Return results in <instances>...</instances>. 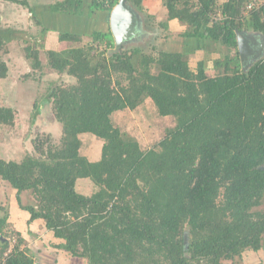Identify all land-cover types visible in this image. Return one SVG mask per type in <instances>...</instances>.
Instances as JSON below:
<instances>
[{
	"label": "trees",
	"instance_id": "trees-1",
	"mask_svg": "<svg viewBox=\"0 0 264 264\" xmlns=\"http://www.w3.org/2000/svg\"><path fill=\"white\" fill-rule=\"evenodd\" d=\"M118 1L92 0L89 15L112 11ZM128 2L143 9L144 0ZM251 3L256 6L248 12ZM163 5L166 28L180 23L183 37L223 43L236 54L217 60V73L209 75L204 60L191 68L185 50L107 54L115 47L111 27L90 28L91 43L81 41L79 29L63 31L59 39L72 44L49 49L48 67L74 81L51 83L42 103L34 105L40 112L50 103L62 126L60 143L53 144L48 134L35 139V153L20 160L0 156V180L16 191L21 219L28 225L42 220L57 249L88 264H223L264 246V212L257 209L264 199V57L245 69L237 42L243 29L264 33V0H163ZM83 7L84 0H60L50 9L81 14ZM5 48L0 33V78L8 75L1 57ZM26 50L32 67L43 69L39 51ZM146 98L176 122L147 150L111 120L114 112L135 109ZM14 119L15 111L0 105V125ZM85 133L103 140L98 160L81 153ZM81 179L96 189L79 192ZM25 192L35 201L24 203ZM8 224L7 216L0 218L4 237ZM17 234L9 253V242L1 244L0 264H38Z\"/></svg>",
	"mask_w": 264,
	"mask_h": 264
},
{
	"label": "rangeland",
	"instance_id": "rangeland-1",
	"mask_svg": "<svg viewBox=\"0 0 264 264\" xmlns=\"http://www.w3.org/2000/svg\"><path fill=\"white\" fill-rule=\"evenodd\" d=\"M27 1L29 5L0 0V33L6 40V48L1 53V57L8 65V75L0 78V105L11 107L15 111L12 125H0V156L7 160H20L25 153H35L34 140L38 137L44 139L46 135L51 134L53 144L60 143L62 126L52 114L50 103L42 104L40 112L34 105L36 101L39 104L42 103L49 92L51 83L69 85L74 81L66 73L59 74L49 69L47 53L49 49L62 50L71 46V42L56 39L58 30L59 32L66 29L69 31L70 22L59 17L60 20L56 25L54 19L46 18L45 23L52 20L51 24L54 26V34H49L45 30L46 25L38 22L39 18L37 19V14L33 12V7L40 8L38 6L40 5L48 9L58 0ZM91 1L84 0L85 9L88 11ZM129 4L138 13L139 26L137 34H134L135 39L132 38L131 42L125 43L121 51L139 48L145 54L156 55L159 50H185L191 68L196 69L198 61L204 60L209 75L217 73L219 68L216 65L217 60L225 61L228 55L233 57L236 54L235 48L223 43L212 42L206 45L202 40L183 37L181 32L185 28L180 23H171V28H166L162 24L168 19L163 0H145L143 9H137L131 2ZM47 12L51 11L47 10ZM94 13L95 15L92 13L94 16L99 17L96 10ZM103 21H101V24H104L103 29L108 32L110 26L107 24V18ZM101 24L97 26L98 30H103ZM84 25L87 24L84 23ZM79 30L82 33L81 41L91 43L92 37L88 33V27L80 25ZM242 31L260 33L246 29ZM260 34L264 44V33ZM28 46L39 51L43 69L32 67V61L27 57ZM104 47L101 45V49ZM114 49L115 47L109 49L107 54L116 52ZM111 118L114 126L127 136L138 140L145 150L154 147L167 130L176 123L173 116H162L150 98H146L135 109L126 108L114 112ZM81 139V153L92 161L98 160L101 157L103 140L91 133L82 134ZM77 189L83 194H90L96 188L92 181L81 179L77 183ZM22 200L24 203L35 201L31 192H25ZM257 209L264 212V199ZM22 212L16 199V191L9 183L0 180V218L7 216L9 222L8 225L3 226L6 237L0 233V239H3L2 242L0 240V249L1 244L8 241L7 253H9L17 243V233L20 232L25 239L22 248L34 255L35 262L38 264H41V261L46 264H88L85 258L72 256L63 249H57L55 246L57 240L52 236L51 231L47 230L45 223L37 220L28 225L27 221L21 219ZM222 262L223 264H264V246L259 252L245 250L241 259H225Z\"/></svg>",
	"mask_w": 264,
	"mask_h": 264
},
{
	"label": "water",
	"instance_id": "water-1",
	"mask_svg": "<svg viewBox=\"0 0 264 264\" xmlns=\"http://www.w3.org/2000/svg\"><path fill=\"white\" fill-rule=\"evenodd\" d=\"M139 26L138 13L131 7L128 0H119L110 14V27L115 40V51L127 42L135 39ZM260 33L237 32L238 49L242 66L247 69L254 61L263 58L264 44ZM264 168V166H263ZM187 236L185 235V238Z\"/></svg>",
	"mask_w": 264,
	"mask_h": 264
},
{
	"label": "crops",
	"instance_id": "crops-1",
	"mask_svg": "<svg viewBox=\"0 0 264 264\" xmlns=\"http://www.w3.org/2000/svg\"><path fill=\"white\" fill-rule=\"evenodd\" d=\"M58 1H60V0H58ZM38 6L40 8H38V7L34 8L33 7V12L37 14L36 15L37 19L39 18L38 22H41L42 24L46 25L45 28H47L46 31L49 34H54V31H53L54 26H52V24H51L52 20H50L49 22L45 23L46 22L45 19L48 18V17H51L52 19H54V22H55L56 25L58 24V21L60 19H63L65 21H69L70 22L69 31H75L77 29H80V25H82L84 27H88V29H90V28L97 29V26H99L101 24V21H103L104 18H107V21H108L107 24H108V26H110L109 19H110L111 11H99V10H97L96 14L99 15V17H96V16H94L95 15L94 12H93L94 15L93 14L89 15V11L85 9L86 6L83 7L81 14L67 13V12H65V13L53 12V11H51L50 7L48 9H45L44 6L43 7L40 6V5H38ZM47 10H50L51 12H47ZM59 17H60V19H59ZM84 23H86L87 25H84ZM59 25H61V24L59 23ZM101 26H102V29H103L104 28V24H101ZM63 29H66V28H63ZM82 29H84V28H82ZM67 30L68 29H66L64 31H67ZM60 33L61 32H59V30H58V33H57L58 36L56 37V39H58L57 41H61L59 39Z\"/></svg>",
	"mask_w": 264,
	"mask_h": 264
},
{
	"label": "built area",
	"instance_id": "built-area-1",
	"mask_svg": "<svg viewBox=\"0 0 264 264\" xmlns=\"http://www.w3.org/2000/svg\"><path fill=\"white\" fill-rule=\"evenodd\" d=\"M254 5H255V3H251V4L249 5V8L247 9V11L249 12L250 10H252ZM255 6H256V5H255ZM257 6H258V4H257Z\"/></svg>",
	"mask_w": 264,
	"mask_h": 264
}]
</instances>
